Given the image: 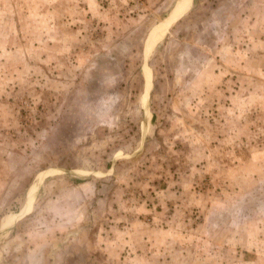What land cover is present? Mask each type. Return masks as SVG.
Segmentation results:
<instances>
[{
    "label": "rangeland",
    "instance_id": "1",
    "mask_svg": "<svg viewBox=\"0 0 264 264\" xmlns=\"http://www.w3.org/2000/svg\"><path fill=\"white\" fill-rule=\"evenodd\" d=\"M179 1L0 0V264H264V0Z\"/></svg>",
    "mask_w": 264,
    "mask_h": 264
},
{
    "label": "bare ground",
    "instance_id": "2",
    "mask_svg": "<svg viewBox=\"0 0 264 264\" xmlns=\"http://www.w3.org/2000/svg\"><path fill=\"white\" fill-rule=\"evenodd\" d=\"M164 30L163 29H159V30H155L152 34V36H150V48L153 47V45L161 38V36L163 35ZM152 49V48H151Z\"/></svg>",
    "mask_w": 264,
    "mask_h": 264
},
{
    "label": "crops",
    "instance_id": "3",
    "mask_svg": "<svg viewBox=\"0 0 264 264\" xmlns=\"http://www.w3.org/2000/svg\"><path fill=\"white\" fill-rule=\"evenodd\" d=\"M184 7H186V1L185 0L179 1L178 4H177V8L181 9V8H184ZM149 43H150V41H149ZM248 184H251L250 180H248Z\"/></svg>",
    "mask_w": 264,
    "mask_h": 264
}]
</instances>
